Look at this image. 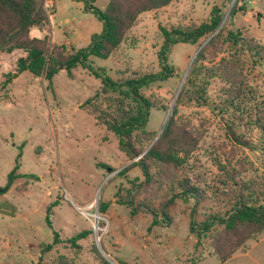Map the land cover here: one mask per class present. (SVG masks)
<instances>
[{"label":"rangeland","instance_id":"374dc122","mask_svg":"<svg viewBox=\"0 0 264 264\" xmlns=\"http://www.w3.org/2000/svg\"><path fill=\"white\" fill-rule=\"evenodd\" d=\"M36 2L49 22L42 30L32 29L30 36L47 38L51 48L77 51L103 29L85 12L83 0ZM108 3L97 0L95 6L105 10ZM214 7L222 13L223 33L204 58L197 63V52L218 32L195 45H175L168 57L175 75L141 91L157 104L146 127L156 137L146 151L175 110V123L191 146L184 167L165 168L159 180L142 188L139 199L158 206L170 196V183L183 176L204 192L198 206L194 200H177L169 210L172 224L151 230V215L131 217L130 209L117 204L118 190L130 188L128 179L143 182L144 177L132 168L140 157L131 159L123 152L118 138L92 113L111 103L102 94L101 80L79 67L72 79L61 70L49 84L43 77L18 72L23 51L0 52V264H264V236L249 240L245 253L223 263L213 256L214 247L230 239L223 226L216 225L199 243L190 233L192 216L197 222L210 214L227 218L248 200L264 206V0H174L142 14L110 59L91 61L114 81L134 73H159V27H198L210 21ZM234 7L244 10L233 14ZM230 33L237 44L226 39ZM195 67L197 82L205 87L204 101L188 83ZM234 86L245 93L231 104L228 94ZM233 133L249 146L238 144ZM16 165L25 177L6 190ZM121 171L127 174L119 177ZM100 203L109 204L106 213L99 212ZM97 221L99 243L108 258L97 247ZM84 231L92 234L74 246L70 239Z\"/></svg>","mask_w":264,"mask_h":264},{"label":"trees","instance_id":"16d2710c","mask_svg":"<svg viewBox=\"0 0 264 264\" xmlns=\"http://www.w3.org/2000/svg\"><path fill=\"white\" fill-rule=\"evenodd\" d=\"M83 1L85 12L93 14L102 23L103 29L101 33L92 36L87 47L70 52L64 46L51 48L47 38L38 39L30 36L32 29L42 30L49 22L48 16L38 7L36 0H0V52L11 54L18 50L23 51L25 56L17 61L18 72L20 74L29 72L37 78L43 77L49 84L61 68L71 79L74 77L73 71L81 67L101 80L102 94L106 95L107 101L111 103L109 108H99L92 113L100 124L118 138L119 147L123 152L131 159L140 157L132 164V168H139L144 177L143 182H140L139 178L128 179L130 188L122 187L118 190L117 204L130 209L131 217L151 215L150 230L159 226H170L172 218L169 210L172 205L177 200L184 202L194 200L198 206L204 199V192L189 177L183 176L176 183H170L168 187L170 196L161 200L158 206H155L151 199H139L142 188L151 186L156 178L159 180L165 168L180 170L184 167L191 146L187 134L181 131L175 123V110L155 145L145 153L147 143L156 137V134L146 131V127L150 112L157 108V104L145 97L141 91L152 84L166 82L175 75V70L168 65L169 54L175 45H195L201 39L210 38L218 32L199 52L196 62L201 61L207 49L222 36L223 29H219L223 22L222 13L218 7H214L210 21L195 28L168 30L159 27L163 37L162 46L158 52L161 71L145 75L134 73L120 81H114L104 69H95L92 66V58L110 59L126 41L142 14L165 8L174 0H109L105 10L96 8L97 0ZM240 9L234 7L232 13L235 14ZM226 39L235 44L238 43V38L233 33H230ZM197 70V67L192 70L188 83L199 100L204 101L205 87L201 82H197L199 79ZM233 91L235 93H232ZM117 93L119 96L111 97ZM244 93V89L237 86L232 87L228 94L231 104L240 99ZM126 100L130 103L126 104ZM232 136L238 144L249 146L234 133ZM19 167L16 165L9 174L6 190L11 188L17 179L25 177L17 173ZM155 169H158V172L153 173ZM126 174L127 171H121L118 176L122 177ZM26 177L39 180V177L34 175ZM108 207V203H100L99 212L106 213ZM47 213V224L50 226L51 208ZM216 225L223 226L225 235L230 239L225 241L224 245L217 244L214 247L213 256L220 261H228L238 252L245 253L249 240L261 239L264 236V206L248 200L236 206L227 218L210 214L204 221L197 222L192 216L190 233L197 238L199 243ZM91 234L92 231H84L72 237L70 241L77 246L78 241L86 239ZM58 240V234H56L54 244H57ZM198 262L193 261L191 264H198Z\"/></svg>","mask_w":264,"mask_h":264},{"label":"water","instance_id":"95a60500","mask_svg":"<svg viewBox=\"0 0 264 264\" xmlns=\"http://www.w3.org/2000/svg\"><path fill=\"white\" fill-rule=\"evenodd\" d=\"M222 24H223V22H222ZM222 24H221V26L219 27V29L222 27ZM200 50H201V49H200ZM200 50L197 52V54L200 52ZM197 54H196V55H197ZM61 70H63V68H61ZM173 108H174V105L172 106V109H173ZM161 133H162V132H161ZM161 133H159V135H158L157 139L155 140V142L158 140V138L160 137ZM152 146H153V145H152ZM152 146H151V147H152ZM151 147H150V149H151ZM150 149H148V151H149ZM148 151H146V152H148ZM146 152H145V153H146ZM145 153H144V154H145ZM3 192H4V189H1V188H0V194L3 193ZM98 222H99V221H97L96 225H94V228H93V230H94V234H95V236H96V240H97V247H98L99 251L102 253V255H104L106 258H108L107 255H106V253H105L104 250L102 249V247H101V245H100V243H99L98 236H97ZM112 264H114L113 261H112Z\"/></svg>","mask_w":264,"mask_h":264},{"label":"crops","instance_id":"0c3cea01","mask_svg":"<svg viewBox=\"0 0 264 264\" xmlns=\"http://www.w3.org/2000/svg\"><path fill=\"white\" fill-rule=\"evenodd\" d=\"M264 238V237H263ZM263 238H261V239H263ZM236 256H238V254H236L233 258H235ZM232 258V259H233ZM231 260V259H230ZM230 260H228V261H230ZM228 261H224L223 263H227Z\"/></svg>","mask_w":264,"mask_h":264}]
</instances>
